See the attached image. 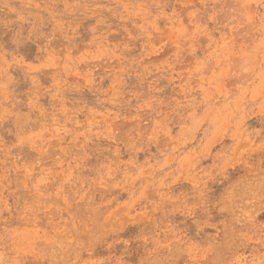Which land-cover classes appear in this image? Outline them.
<instances>
[{
	"label": "rangeland",
	"instance_id": "rangeland-1",
	"mask_svg": "<svg viewBox=\"0 0 264 264\" xmlns=\"http://www.w3.org/2000/svg\"><path fill=\"white\" fill-rule=\"evenodd\" d=\"M0 264H264V0H0Z\"/></svg>",
	"mask_w": 264,
	"mask_h": 264
},
{
	"label": "bare ground",
	"instance_id": "bare-ground-1",
	"mask_svg": "<svg viewBox=\"0 0 264 264\" xmlns=\"http://www.w3.org/2000/svg\"><path fill=\"white\" fill-rule=\"evenodd\" d=\"M246 58H247V57H246ZM251 59H252V58H250V60H251ZM246 60H248V58H247ZM253 60H254V59H253ZM253 60H252V61H253ZM247 62H248V61H246V63H247ZM246 63H245V65H246ZM250 64H251V61H250ZM250 64H249V65H250ZM239 66H240V65H239ZM254 66H255V65H254ZM240 67H241V66H240ZM242 68H243V67H242ZM246 68H248V67H246ZM243 69H244V68H243ZM236 70H237V69H236ZM247 70H248V69H247ZM249 70H250V69H249ZM236 72H237V71H236ZM249 72H251V71H249ZM241 75H244V74L242 73ZM241 75H240V76H241ZM244 76H245V75H244ZM30 123H31V122H30ZM30 123H29V124H30ZM33 123H34V122H33ZM120 137H122V136H120ZM255 175H256V174H255ZM255 177H256V176H255ZM244 178H245V177H244ZM244 178H242V179L244 180ZM253 178H254V177H253ZM242 179H241V180H242ZM249 179H250V178H249ZM250 180H251V179H250ZM252 180H253V179H252ZM255 180H256V179H255ZM244 181H245V180H244ZM237 182H238V181H237ZM237 182H235V184H236ZM238 183H239V182H238ZM244 185H245V184H244ZM239 186H240V185H239ZM246 188H247V187H246ZM238 189L240 190V187H238ZM234 190H235V189H234ZM231 194H232V193H231ZM86 195H87V194H86ZM233 195H234V194H233ZM243 195H244V194H243ZM246 195H247V194H245V196H246ZM250 196H251V194H250ZM85 197H86V196H85ZM82 199H83V198H82ZM241 199H242V198H241ZM245 199H246V198H245ZM245 199H244V200H245ZM247 200H248V199H247ZM81 201H82V200H81ZM233 201H234V200H233ZM233 201H232V202H233ZM236 201H238V200H236ZM244 202H245V201H244ZM237 203H238V202H237ZM233 204H234V203H233ZM74 205H75V204H74ZM74 205H73V206H74ZM247 205H248V204H247ZM85 206H86V203H85ZM242 206H243V205H242ZM242 206H241V207H242ZM78 208H79V207H78ZM78 208H77V209H78ZM85 208H86V207H85ZM75 209H76V208H75ZM82 209H83V208H82ZM74 211H75V210H74ZM78 212H79V211L77 210V213H78ZM240 213H241V212H240ZM101 223H102V222H101ZM90 226H91V224H90ZM82 228H83V227H82ZM87 228H88V227H87ZM84 229H85V228H84ZM90 229H91V228H90ZM92 229H93V228H92ZM95 229H96V228H95ZM96 230H97V229H96ZM101 230H102V229H101ZM86 231H87V230H86ZM80 232L82 233V231H80ZM92 234H93V233H92ZM81 236H82V235H81ZM81 236H80V237H81ZM80 237H79V238H80ZM84 238H85V237H83V239H84ZM89 238H90V237H89ZM80 240H81V238H80ZM86 240H87V239H86ZM85 243H86V242H85Z\"/></svg>",
	"mask_w": 264,
	"mask_h": 264
}]
</instances>
